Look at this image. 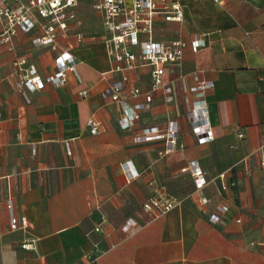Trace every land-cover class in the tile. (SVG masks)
Instances as JSON below:
<instances>
[{
    "label": "crops",
    "instance_id": "1",
    "mask_svg": "<svg viewBox=\"0 0 264 264\" xmlns=\"http://www.w3.org/2000/svg\"><path fill=\"white\" fill-rule=\"evenodd\" d=\"M179 1L184 21L158 17L156 37L178 33L189 42L182 64L188 85L195 72L213 82L205 96L215 134L209 142L193 133L171 70L174 101L159 91L135 125L120 127L125 106L106 92L121 74L112 70L108 33L90 1L79 0L70 30L58 37L76 70L63 85L27 92L29 102L17 88L15 59L46 77L56 52L35 43L40 29L18 30L11 49L0 42V264H264V0ZM196 34L206 40L199 50L191 45ZM129 78L122 96L130 108L145 95L130 97L129 89L147 91L151 79L145 68ZM90 117L102 123L98 133H91ZM173 120L180 127L173 151L165 152V138L137 140L143 126L165 132ZM194 163L207 180L200 191ZM223 173L234 188H220ZM164 192L180 203L149 220L144 201ZM204 196L208 204L200 202ZM129 219L137 226L125 232Z\"/></svg>",
    "mask_w": 264,
    "mask_h": 264
},
{
    "label": "built area",
    "instance_id": "2",
    "mask_svg": "<svg viewBox=\"0 0 264 264\" xmlns=\"http://www.w3.org/2000/svg\"><path fill=\"white\" fill-rule=\"evenodd\" d=\"M93 8L100 13L103 27L108 33L106 37L107 54L110 57L112 70L121 74L107 89L106 95L115 102H122L125 106L124 113L119 119V125L123 129H130L141 119V112L152 106L154 95L162 91L167 102L174 101L172 81L166 82L169 70L175 75V79L181 83L185 93V103L188 109V117L192 123V131L200 142L214 140L213 127L208 120V108L206 93L212 89L213 82L203 79L198 73H192L193 82L188 85V75L183 73L182 64L184 54L189 42L180 34L173 38L156 37L158 17L166 22L181 23L184 21V7L179 0H87ZM223 1V0H216ZM79 0H0V23L2 31L0 42L8 44L12 48V38L18 30L27 33L40 29L34 41L41 46H49L55 52V71L46 77L38 74L35 66H27L26 60L17 58L14 67L18 73L17 88L29 102V91L42 88L46 83L63 85L68 81L70 72L76 70V59L72 53L62 50L58 44V37L70 30V21L74 20V10ZM83 36L77 35L81 41ZM194 50H199L206 45L204 35L196 34L191 41ZM148 69L151 79V87L147 91H141L134 87L129 89L130 97L142 95L144 100L132 107L125 105L122 92L127 89L130 81L129 72L139 69ZM88 91H82V96L87 97ZM101 122L95 117L88 119L91 133H98ZM180 127L177 121L170 122L167 130L162 132L158 127L143 126L138 141H152L166 139L165 152H171L178 143ZM243 137V133L238 131ZM261 164L264 165V155L261 156ZM128 177L134 175L127 170ZM192 177L195 181L196 191H200L207 184L204 170L196 163L192 167ZM220 188L227 190L234 188L236 182L231 180L226 173L218 176ZM208 197H201L200 202L209 203ZM180 201L167 192L149 197L142 205V212L149 220L156 219L172 210ZM10 225L13 229L19 227L18 218L9 205ZM228 209L225 206L223 213ZM213 223L220 220V216L214 215L210 219ZM23 224L26 223L22 219ZM137 226V222L129 219L123 226V231H130ZM100 230V228H96ZM31 244H23V248L30 249Z\"/></svg>",
    "mask_w": 264,
    "mask_h": 264
}]
</instances>
